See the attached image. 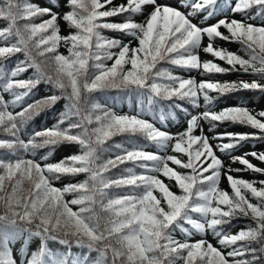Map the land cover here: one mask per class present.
Masks as SVG:
<instances>
[{
	"label": "snow or ice",
	"instance_id": "6c2138e0",
	"mask_svg": "<svg viewBox=\"0 0 264 264\" xmlns=\"http://www.w3.org/2000/svg\"><path fill=\"white\" fill-rule=\"evenodd\" d=\"M66 3L70 11L62 19L76 31L62 36L58 14L50 7H40L29 0H0V20L7 21V26L0 29V45H3L0 46V60L17 53L24 55V60L10 71L0 64V93H9L13 97L6 101L0 94V131L13 138L0 140V149L10 150L8 155L15 157L14 160L0 157V264H17L10 245L18 240H23L25 245L20 250L24 253L21 264H177L178 261L183 264H257L264 258V188L258 189L252 182L229 174L227 180L232 195L220 190L222 161L215 155L202 128L199 136L193 133L200 127L201 119L209 123V131L217 122L230 121L264 133V122L243 107H230L219 112L206 108L198 115L189 114L191 118L186 130L174 137L138 115H117L102 109L87 94L105 87L134 86L138 95L146 96L149 105L157 98H176L187 99L198 108L201 96L205 105L213 103L215 98L209 95L210 91L221 95L239 89L264 93V84L255 80L231 84L197 83L195 78L185 79L169 69L157 68L164 61L179 68L202 70L205 74L242 70L264 80V26L248 22L257 17L264 19V0H175V4L127 0L126 5L114 7H108L113 0H66ZM146 6H151L152 11L144 23H137L131 17L120 23L107 22V18L124 13H142ZM181 8L187 11H181ZM253 8L256 14L250 15L249 10ZM228 12L242 13L247 19L229 20ZM201 13L204 14L203 21L218 13L224 14V18L201 27L193 22V18ZM45 15L50 18L38 24L33 22L34 18ZM221 27L227 29L228 36L219 30ZM103 29L133 37L138 46L131 47V41L124 43L108 38L102 34ZM205 36L209 42L203 51L225 61L230 69L211 61L201 62L199 50ZM217 38L240 43L248 59L214 48L213 41ZM62 42L67 47V56L58 52ZM114 48L119 51L113 52ZM37 57L42 59L37 60ZM106 60H113L111 67L104 63ZM89 61L93 63L90 65ZM128 64L131 67L125 71ZM46 67L51 68L54 75L49 74ZM90 67L97 71L90 75ZM29 69H34L32 77L13 79ZM41 82L51 84L60 95L45 97L17 113L9 111L10 106H18ZM16 89L25 91L17 92ZM59 99H65L67 103L57 123L52 128L33 133L27 141L21 139L20 133L32 118L33 110L54 104ZM182 110L187 112V109ZM257 115L264 117V111ZM164 118L160 116L161 121ZM65 123L67 127L61 128ZM123 134H141L165 151L175 140L172 151L182 153L187 161L145 151L134 142L131 148L119 143L112 145L121 149L122 154L102 159L103 154L110 151L105 147L107 141ZM252 138L257 137L242 133H220L214 137L232 141L217 146L222 152ZM61 143L78 144L80 154L43 166L34 158L25 159L17 154L19 148L35 157L38 149ZM50 154L41 159L47 160ZM249 154L264 162V152L245 155ZM232 159L246 166V170L264 173V169L256 168L243 156ZM128 161L151 162V166L147 163L138 166L148 173H161L174 179L182 194L170 191L156 175H137L133 168L124 169L128 175L116 179L104 175ZM169 161L190 169L191 173L181 174L169 166ZM81 173L87 174L83 182L67 184L63 188L53 186L61 176ZM129 185L143 191L116 196L105 191L113 186ZM155 190L162 194L160 198L153 194ZM245 191L251 193L257 203H251ZM66 193L76 195L65 200ZM70 205L78 206V210L74 211ZM97 206L100 212L108 215L97 212ZM193 214H199L198 218ZM238 215L250 216L255 226L240 229L236 234L226 231L222 226L230 225ZM177 229L186 236H204L211 231L222 248L231 250L225 253L203 238L195 242L177 240L173 236ZM33 239H38L39 248L28 256L27 245ZM49 241L66 246L69 251L57 256L49 249ZM238 242L242 243L237 246ZM73 243L87 248L89 254L97 252V258L89 260L87 254L73 257ZM245 256L252 258L237 259Z\"/></svg>",
	"mask_w": 264,
	"mask_h": 264
},
{
	"label": "trees",
	"instance_id": "16d2710c",
	"mask_svg": "<svg viewBox=\"0 0 264 264\" xmlns=\"http://www.w3.org/2000/svg\"><path fill=\"white\" fill-rule=\"evenodd\" d=\"M29 2L34 3L40 7H50L54 13L58 14V25L60 28V35L62 36H68L70 33H74L76 30L74 28H71L63 19V15L70 11V8L67 6L66 0H29ZM121 4L126 5L127 0H113V3L111 5H108V7H114V6H119ZM103 10V9H102ZM250 11H255L256 14V9L253 8ZM151 12V10L146 6L143 10L142 13L139 14H130V13H124L120 16H114L107 18V22H113V23H120L124 22L126 19L131 17L135 22L137 23H144V18L146 15H148ZM254 14V15H255ZM217 15H223L218 13ZM50 16L45 15L43 17H38L34 18L33 22L34 23H40L42 20H47L49 19ZM257 20L263 21L264 19L257 17ZM23 23V21H21ZM7 26V21L5 20H0V29L3 27ZM102 34L108 38H116L124 43H128L131 41V47H137L138 43H135V39L133 37L127 36L119 31H112V30H107L103 29L101 30ZM204 40H208V38L205 36L203 38ZM216 42H221L223 44V40H220L217 38L215 41H213V44ZM225 44V43H224ZM231 49L233 50L232 53H235L237 55H240L244 59H248L247 55L243 51V47L240 43L238 42H233L231 43ZM3 46V45H0ZM202 46V45H201ZM113 52H118V48L112 49ZM200 51V50H199ZM58 52L60 54H63L65 56L68 55V50L67 47L63 44V42L60 44L58 47ZM51 55V54H49ZM42 58L37 57V60H40ZM115 57L113 58V60ZM20 60H24V55L23 53H17L15 55H12L8 57L7 59L0 60V64H3L6 66L5 70L10 71L12 70L16 65L17 62ZM113 60H106L104 63L108 66L111 67ZM93 62L89 61V64L91 65ZM217 65L220 67H224L226 69H230L231 66H229L225 61L218 60ZM131 65H125V71L130 69ZM239 68V65L236 66ZM157 68H166L169 69L170 71L173 72V74L181 76L185 79L188 78H194L193 75L195 73H198L197 78L195 80L197 83L201 81H210V82H215V83H220V84H225V83H239L238 75L239 74H246L242 70L240 71H228L225 73H203L202 70H188L184 68H179L173 65L168 64L167 62H160L157 65ZM45 70L49 73L54 75V72L52 71L51 68L46 67ZM97 70L95 68H89V73L90 75L92 73H95ZM29 75L25 79H16V80H26L30 77L33 76L34 69H29ZM14 79V78H13ZM258 83L264 84V80L258 79L256 80ZM163 83L164 81H160ZM2 83V82H0ZM15 91L17 92H23L25 89H16ZM138 90L133 86V87H123V86H117V87H105L99 90H95L90 94H87L90 96V99L101 105L102 109H106L109 111H112L116 113L117 115H129V116H139V118L145 119L149 122H152L154 126L160 130H163L167 133H170L171 135L178 136V134L182 133L183 131L186 130L187 128V121L191 118V115H198L201 112H203L206 108H211L213 111L219 112L224 108L226 105H228L232 99H237L238 104L241 105L243 108H246V105L250 100H253L254 102L260 101L261 98H264V93H262L259 90H251V89H239L236 91H231L227 92L223 95L216 91H210L209 95L214 97L215 99L213 100V103L211 105H205L203 101V97L201 96L199 99V104L200 107H193V105L187 100H179L176 98H173L172 100H163L160 98H157L155 102L152 105H149L147 103L146 96H141L137 94ZM259 93V94H258ZM3 95L4 99L6 101H11L13 97L9 93H0ZM51 95H60V92L58 89L54 88L51 84H48L46 82H41L38 85H36L34 88H32L31 92L29 93L28 96L24 97L19 103L18 106L16 107H9V111H12L13 113L20 112L23 110L25 107H27L29 104H33L36 101H43L45 97L51 96ZM261 96V97H260ZM67 101L65 99H59L57 100L54 104H47V105H42L38 109L33 110L32 118L26 122L24 125L20 137L21 139L27 141L33 133L37 131H42L47 128H52L58 121L60 115L62 112L65 111V105ZM181 105V108H176L174 105ZM229 106V105H228ZM232 106H229V108ZM233 107H238V106H233ZM228 108V107H227ZM182 109H187V112L183 111ZM259 109V108H258ZM255 110H257L255 108ZM191 114V115H189ZM258 114V112H257ZM163 115L165 118H170L171 119V125L177 124V128L174 129L171 125H168L165 122V118L163 121L160 120V116ZM158 120H160V124L158 123ZM202 120V119H201ZM240 125L244 124H239V123H232L230 121H225L223 123L217 122L216 127L213 130H216L217 128H222L224 130V133L230 132L233 128H236ZM93 127L95 125H92ZM174 126V125H173ZM248 126V125H247ZM67 127V123L64 125H61V128ZM212 130V131H213ZM78 131V130H73ZM199 132V127L195 130L193 133L194 135H198ZM242 134H252L248 132H243ZM255 137L257 138H252L248 139L245 141H241L239 146L232 149L228 150L224 153L226 154H231L235 152L237 149L241 148L246 142H250L252 144L258 142V141H264V135L260 136L257 134H254ZM13 139L12 137L8 136L7 133L0 131V140H9ZM40 138H37L39 141ZM133 142L139 146H142L145 151L158 154L161 156H173L176 153L172 151V145L175 143V140L171 141L169 143V146L167 150H161L159 149L156 145L150 143L147 141L143 135L137 134L135 136H129L127 134L123 135H115L113 136L110 140L107 141L105 147L109 148L110 151H107L103 154L102 159H108V158H115V155L118 153H121V149H116L114 147H111L114 144H123L127 148H131ZM229 142H232L229 140ZM228 142V143H229ZM80 146L75 143H61L55 146H48L45 148L38 149L36 151L35 157H33L30 153H24L23 150L17 149V154L20 156H23L25 159H36L41 166L48 164V163H57L61 160H63L65 157H69L74 154H80ZM10 150L8 149H0V157H5L7 159H15V157H12L8 155ZM51 153L48 156L47 160L41 159L42 156ZM122 154V153H121ZM254 158V157H253ZM256 158L250 160L249 162L253 164L256 168H258L255 165ZM222 161V160H221ZM210 162V161H209ZM141 163H147L149 166H151V162H143V161H136L133 163L132 161H128L124 164H120L119 167L112 168L111 171L105 173L104 175L111 178V179H116L121 176H127L128 173L124 171L126 168H133L134 173L137 175L140 174H153L156 175L157 178L159 177L160 173H148L146 170L142 167H139ZM226 164L224 161H222V168H221V175L223 170L225 169ZM241 169L246 170V166L242 165L240 167ZM178 171L181 172V174H190L191 170L190 169H183L180 168L179 166L176 167ZM261 169H264L261 168ZM249 173L251 174L250 177L245 178L243 176H240L239 179L252 182L255 187L258 189L264 188V184H261V181H264V173L261 172H255L250 169H248ZM210 173H205V175H209ZM85 179H87V174L81 173L77 174L75 176L72 175H65L61 176V178L57 181L53 182V186L56 188H63L67 184H75V183H80L83 182ZM174 180V179H171ZM175 185V186H174ZM173 189L171 190L173 193L180 195L181 190L179 187L174 184ZM27 187V185H25ZM109 193L110 196H116V195H125L130 192H135V193H141L143 191L142 188H135L134 186H122V187H111L109 189H106ZM157 198L161 197V193L158 190H155L153 193ZM76 194H65L64 199L65 200H71L75 197ZM245 195L248 197L249 201L253 204L257 203V200L252 197L251 193L245 191ZM107 201L105 200V203ZM74 211L78 210V206L75 205H70ZM96 211L100 212L99 206L96 207ZM102 216H107V213L100 212ZM194 218H198L199 214H193ZM249 226H255L254 221L251 219V217H245L243 215H238L236 218H234L231 222L230 225H223L222 227L228 231L231 232L235 228L240 229H246ZM185 227L190 228V226L185 225ZM194 231V230H193ZM210 235L211 231H209ZM173 236L177 240H187L188 242H195L199 239H205V235L201 236L200 234H193L191 236H186L183 232H181L179 229H177L174 233ZM35 241H38V239H33L32 241L29 242L27 245V250L29 249L30 244H35ZM239 243L242 242H238ZM17 245V250L18 252L21 253V257L24 258V253L21 252V248L24 247V241L23 240H18L14 242L12 245ZM213 246L217 247L218 249L222 250V247L219 243L212 241ZM253 247H258V245L253 244ZM48 247L51 249L53 253H55L57 256L62 255L66 252L69 251L68 247L63 246L59 244L58 242L54 241H49L48 242ZM39 248V241L38 245L36 246L37 251ZM33 251L27 252L29 254L28 256L31 255ZM88 255L89 260H95L97 258L98 253L93 251L90 254L88 253L87 248H81L78 247L75 243L71 245V255L73 257H82L84 255ZM259 255V253L257 254ZM251 256H245V257H237V259H251ZM231 260V258H229ZM177 264H183V261H178ZM257 264H264V258H261L257 262Z\"/></svg>",
	"mask_w": 264,
	"mask_h": 264
},
{
	"label": "rangeland",
	"instance_id": "374dc122",
	"mask_svg": "<svg viewBox=\"0 0 264 264\" xmlns=\"http://www.w3.org/2000/svg\"><path fill=\"white\" fill-rule=\"evenodd\" d=\"M158 3H160V4H175V0H158ZM149 8L152 9L151 6H149ZM181 11H187V9L181 8ZM249 14L250 15H254L255 11H250ZM203 15H204L203 13L198 14L196 17L193 18V22L198 24L201 27H206L208 25L215 24L219 19L224 18V14H223L221 16L220 15H216L215 17L210 18L207 21H203ZM147 16H145L144 22H145ZM227 18L229 20H231V19L246 20L247 19V17L244 14H242V13L232 14L231 12L227 13ZM248 22L249 23H253V24L257 25V26H262V25L264 26V20L260 21V20L255 19V20H249ZM219 30L225 36L229 35V33L227 32V29L221 27ZM208 42H209L208 40L207 41H205L204 39L202 40V46H201V49L199 51V58H200L201 62L211 61V62L217 63V61L219 60L218 58H215L212 55L207 54V53H205L203 51V48L205 46H207ZM135 43H138V42L135 40ZM231 43H233V42L223 41V44L221 42H216V43L213 44V47L217 48V49H225L228 52L232 53L233 50L231 49L232 48L231 47V45H232ZM21 61H23V60L18 61L17 64H19ZM29 73L30 72L28 70L26 72L21 73L19 76L15 77L14 79H25V78H27ZM258 77H259L258 75H253V74H249V73L239 74L238 75L239 81H246V82H252L254 80L256 81L258 79ZM237 101H238L237 99H232L231 102L228 105L229 106H237L238 105V107H242V104L239 105ZM225 108H227V107H225ZM246 108L253 115H256L258 119H261V121L264 122V117H259L257 115V112L259 113L261 111H264V98H261L260 101H257V102H254L253 100H250L248 102V104L246 105ZM255 108L257 110H255ZM201 128L203 129L204 134L209 138V143L212 145L213 150L215 152V155L218 158H220L222 161H224L225 164H226V167L223 170L222 175L220 177V181H219L218 187H219L220 190L227 191L230 195H232V190H231V188L229 186V182L227 180V175L230 174L234 178H237V179H239L240 176L248 178L251 175L248 170H244L243 171V169L240 168L242 166V164H240L239 161L233 162L232 157L233 156H237V157L243 156L245 159L250 161V160L254 159L253 156L250 155V154L249 155H245V154L246 153H252V152H256V153L264 152V141H258V142L254 143V144H252L250 142H246L241 148L237 149L235 152H233V153L228 155V154L220 151L219 148L217 147L219 144L228 143V139H223V140L214 139V137L217 136V134L223 133L222 128L217 129L215 132L209 131V128H210L209 123L204 121V120H202L201 123H200L199 132H198L197 136H199L201 134V131H200ZM243 132L257 134V135H260V136L264 135V133L260 132V130L254 129L251 126H247V125H244V126L240 125V126H238L236 128H233L229 133H243ZM173 156H176L177 158L182 159L184 162L187 161V157L185 155H183L182 153H176ZM168 163H169L170 167H172L174 170L178 171V169H176L177 165H173L171 163V161H169ZM255 165L258 168H263L264 167V162H261L260 160L257 159L256 162H255ZM236 169H240V171H235ZM178 172H180V171H178ZM158 178L165 185H167L169 187L170 191L175 186L174 185L176 183L175 180H171L168 177H164L161 173H160ZM238 231H239V229L235 228L230 233L231 234H236ZM208 233L205 235V239L208 240L211 243H212V241H215V242L218 243L217 238H215L213 235H210ZM37 245H38V241H35V244H30L29 245V249L28 250L34 252L36 250V246ZM11 247H12V250H13V256L16 259L17 264H21V261H23L24 258H22L21 257V253L18 252L17 245L15 244V245H12ZM28 250H27V252H28ZM230 250H231L230 248L229 249L222 248V251H224L225 253L227 251H230Z\"/></svg>",
	"mask_w": 264,
	"mask_h": 264
}]
</instances>
